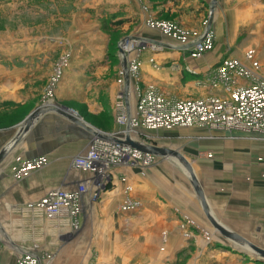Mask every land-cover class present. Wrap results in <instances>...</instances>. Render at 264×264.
<instances>
[{"label":"crops","instance_id":"0c3cea01","mask_svg":"<svg viewBox=\"0 0 264 264\" xmlns=\"http://www.w3.org/2000/svg\"><path fill=\"white\" fill-rule=\"evenodd\" d=\"M108 1V4H111L109 13L125 12L129 14V18L137 16L138 28L131 32L130 37L162 48V51L145 49L139 55L141 65L139 82L137 81V83L134 79L130 82L131 89L127 101V108L131 114L135 112L136 95L149 87L177 100L199 99L210 94H222L220 88H212L207 84L211 71L225 59L237 60L251 70V66L244 59L249 52L252 53L253 60L260 67L257 71L252 72L259 78H263L264 29L261 25L264 24V0H215L216 8L213 12L211 27L216 33L215 36L225 34L223 28L226 26L224 22L227 21L236 24L231 27V32L235 30V27L237 30L240 25L244 27L251 22H256L257 24L253 27L255 32L253 29L251 32L247 31L250 41L239 47L236 53L230 52L227 55L229 49L233 47L229 46L226 52L219 57H216L215 53L218 51H215L214 54H204L198 59L191 58L189 51L185 50L176 40L167 37L164 32L160 35L155 32L154 26H149L148 20L151 15L148 12L150 5L148 0H142V2L136 0ZM158 2L171 6L172 11L176 12L180 19H186L181 22L182 30L180 31L190 41L189 45L203 36V16L210 14L211 0H158ZM194 18L196 24L192 26L191 22ZM131 21L134 20L131 19L129 22ZM210 33L211 37L212 32L210 31ZM230 37L237 40L236 33H232ZM241 53L242 55L239 56ZM189 71L194 72L196 77L190 76ZM184 83L190 86L185 88L190 91L185 92L188 94L187 97H185V93L182 95L179 91ZM244 84L246 81L239 80V85ZM117 89L118 87H116L115 95ZM63 96L67 97L65 94ZM44 107H48V105ZM53 120L51 118L38 123L30 134L35 121L13 148L25 140L27 145L23 148L17 147L15 151L10 152V150L6 154L9 156L12 153L14 157L18 158L6 173L0 169L2 172L0 173V208H2L0 236H7L6 231L9 229L23 228L25 225H29L34 231L38 229L44 234L53 233L59 244L67 243L70 233L64 229L66 227L59 224H66L65 221H62L64 219H58L59 223L50 220L44 213L36 209L34 204L54 189L60 188L67 191L75 189L77 183L85 175L72 168V159L75 157V153L79 155L86 150L92 135L79 126L73 127L72 124L64 121L55 122ZM177 131L180 130L169 133ZM180 132L186 133L181 135L182 138H186L182 140L197 142L202 139L198 136L204 133L208 137L206 138L209 144L208 148L199 152L203 154H198L193 160L198 166L195 177H198L196 179L214 219L225 229L264 250V136L239 133L219 134L196 129ZM190 133L197 137L191 138ZM68 142L72 143L61 147ZM40 158L45 161L41 169L32 170L22 178L15 177V172L20 164ZM152 171L143 169L139 172L119 171L120 174L115 179L112 178L114 181L110 185L111 188L104 192L95 204H90L87 199L88 195H83L79 206L81 215L76 223V226H79L77 231L79 236L76 238L70 235L69 237L76 238V243H78L86 241L87 235H89L87 244H91V237L95 239V237L101 236L102 238L106 234L108 237L102 238V243L106 244L109 242L111 233L103 234L97 230L98 233L90 234L91 224L95 225L102 219L101 223H107V230L113 231L116 229L117 216L124 214L128 216L126 219L132 225H129L128 239L124 241L123 246L157 245L162 248V246H169L176 238H188L185 233L190 230L191 233L192 231L196 233L201 241L205 237H210V242H203L208 246L213 245L223 251H229L234 257L241 254L238 250L226 246L228 242L223 238L216 237V240H211V236L215 234L193 191L189 192L190 196L185 193L182 195L183 189L175 187L174 194H165L164 190L157 188L158 186H155L151 181L149 175ZM160 172L162 173V169ZM144 173L149 175L143 177ZM133 204H137L140 209L138 208L136 212L129 210L128 208ZM45 224L47 225L45 226ZM117 228H120V225H117ZM131 231L133 232L131 233ZM14 239L16 238H7V241L11 245L17 246L16 248H20L21 246L18 247V242ZM132 252L136 253L135 250ZM246 253L251 252L246 250ZM151 259L148 257L147 261ZM250 263L264 264L257 262V257L250 259Z\"/></svg>","mask_w":264,"mask_h":264},{"label":"rangeland","instance_id":"374dc122","mask_svg":"<svg viewBox=\"0 0 264 264\" xmlns=\"http://www.w3.org/2000/svg\"><path fill=\"white\" fill-rule=\"evenodd\" d=\"M136 1L142 2V0ZM108 2V0H0V150L13 139L17 126L35 110L46 105L69 110L68 114L75 115L87 127L104 135L115 133L118 130L116 128V119L119 114L117 104L118 92L121 88V83L118 81L121 70L118 44L121 40L129 38L131 32L138 28L139 20L137 16L129 18V14L125 12L109 13L111 4ZM148 2L150 4L148 12L151 15L148 23L149 26L155 27V32L162 35V29L166 24L174 26L179 31L182 30L181 22L186 19H180L177 13L172 11L171 6L162 4L158 0H148ZM212 3L213 0H211ZM215 8L214 0L213 12ZM213 12L209 27L212 32V47L205 54L210 55L218 51L215 54L219 57L226 52L229 46L233 47L229 49L227 55L230 52H238L239 47L250 41L247 31L251 32L257 23L251 22L244 27L239 24V28L237 27L236 30L235 27V30L231 32V27L236 24L227 21L224 22L226 26L223 28L225 34L215 36L216 33L211 29ZM209 15L203 16L204 31ZM131 19L134 21L129 22ZM191 23L192 26L196 24V19L194 18ZM261 26L264 29V24ZM253 30L255 32V29ZM210 31L209 34H211ZM232 33H236L237 40L230 37ZM232 39L234 40L230 42ZM241 55L242 53L239 54ZM129 57L133 60L135 53H131ZM140 71L139 63L138 73ZM116 87L118 89L115 95ZM188 87H190L188 84H182L179 89L182 95L190 92L185 89ZM79 88L81 89L77 91ZM186 93L185 97L188 95ZM64 94L67 97H64ZM51 118L55 122L64 121L72 124L73 127L76 125L55 112H48L40 116L31 128L30 134L38 123ZM5 130L6 132H3ZM183 134L186 133L177 131L166 135L157 133L150 136L153 146L180 154L189 163L196 176L198 166L193 158L195 159L198 154H203L199 152L208 148L209 144L206 141L208 137L204 133L198 136L202 139L196 142L182 140L185 138H182ZM190 137L196 138L197 136L191 134ZM71 143L68 142L61 147ZM25 145H27L26 140L17 147L23 148ZM17 147L11 149L10 152L15 151ZM76 154L75 157L79 156ZM17 158L12 153L3 158L0 162V169L3 173L10 170V166L17 161ZM175 161V157L171 156L160 160L157 165L143 169L153 170L150 175L148 173L142 175L143 177L149 175L155 186L164 190L165 194H174L178 188L183 189L182 195L185 193L188 196L189 192L193 191L191 184L185 176L186 173L182 172L181 167ZM21 166L22 164L18 166V169ZM131 170L139 172L141 168ZM119 171H126V169H114V179L120 174ZM114 179L104 184L96 201L90 200L92 190L90 194H86L90 204H95L100 200L104 192L111 188L110 185ZM0 213H2V208H0ZM80 215L74 219L62 220L67 225L59 223L58 219L53 221L66 227L64 229L70 233L69 236L77 238L79 226L77 227L76 223ZM126 217L128 216L124 214L117 216L116 229L113 231L107 230V223H101L102 219L95 225L91 224L90 234L98 233L97 230L103 234L111 233L109 242L106 244L102 243V238L108 237L106 234L102 238L101 236L95 237V239L101 238L100 240L91 237V244H87L89 235L84 242L76 243V238L68 236L67 243L59 244L53 233L44 234L38 229L34 231L29 225L5 230L7 236H0V264H24L29 257L27 255H31L37 264H253L250 263V259L256 257L253 253H246L244 248L226 244L231 249L241 252L234 257L229 251L226 252L216 246L203 243L210 242V237H205L201 241L198 235L193 231L191 233L190 230L185 233L188 238H176L169 246H162V248L157 245L123 246L124 241L128 239L130 231L128 229L131 224ZM117 225H120V228H117ZM211 230L215 234L211 236V240H216V237L222 238L213 227ZM7 238H16L14 240L18 242V247H21L16 248L17 246L11 245ZM163 249L165 250L162 251ZM134 250L136 253L132 252ZM148 257L152 259L147 261Z\"/></svg>","mask_w":264,"mask_h":264},{"label":"built area","instance_id":"2783aa9c","mask_svg":"<svg viewBox=\"0 0 264 264\" xmlns=\"http://www.w3.org/2000/svg\"><path fill=\"white\" fill-rule=\"evenodd\" d=\"M162 30L167 37L176 40L189 51V56L193 59H198L211 50L212 42L209 34L204 38L200 37L203 40L193 42L191 46L185 35L174 26L166 24ZM147 45L130 37L121 40L118 44V49L121 51V70L118 79L121 88L118 92L119 114L116 119L118 130L109 135L99 133L101 136H92L86 150L72 159V168L85 175L73 191L54 189L34 204V207L44 213L48 219L76 218L79 215L81 197L90 194L92 190L90 200L96 201L104 184L113 178L114 169H148L161 160L124 144L126 139L144 146H153L152 137L146 134L189 129L219 134L264 136V68H262V79L252 72L260 67L253 60L250 52L244 59L251 66V70L237 60L225 59L211 71L207 84L212 88H220L222 94L177 100L149 87L136 95L135 112L129 113L127 101L131 89L130 82L132 79L136 82L139 79L140 53L145 49L162 51L161 47ZM133 52L134 59L126 60ZM122 57H126L127 79L122 66ZM189 73L190 76L196 77L194 72L189 71ZM239 80L246 81V84L239 85ZM44 163L43 158L24 163L15 172V177L22 178L35 167L38 169L43 167ZM137 208L138 205L133 204L128 209ZM27 256L29 257L24 264H36L31 255Z\"/></svg>","mask_w":264,"mask_h":264},{"label":"water","instance_id":"95a60500","mask_svg":"<svg viewBox=\"0 0 264 264\" xmlns=\"http://www.w3.org/2000/svg\"><path fill=\"white\" fill-rule=\"evenodd\" d=\"M213 5H214V0L213 3L210 6V15H209V20L206 26V29L204 31L203 37L204 38L206 35L209 34L210 31V20L212 17V12H213ZM203 39H199L197 42H201ZM195 42V43H197ZM193 46V45H191ZM119 53H121V51L119 50ZM122 66H123V70L125 72V79H127V63L126 60L123 59L122 61ZM125 89L127 90V85L125 87ZM48 112H55L67 119H69L71 122H73L74 124L82 127L84 130L88 131L92 136H101L99 134V132L94 131L92 129H90L89 127H87L83 121L77 119L75 116H72L70 114H68L70 111L67 109H59V108H52V109H48V107H42L39 108L37 110H35L33 113H31L20 125H23L24 128L22 130L19 131L18 126L15 128L16 129V133L15 136L13 137V139L8 143V145L3 148L2 150H0V162L3 160V158L6 156V154L18 143V138L21 137V134H23V131L25 132L26 130H28L30 128L31 122L33 120H35L36 122L39 120L41 115H45ZM35 122V123H36ZM20 132V133H19ZM124 144L130 146L131 148L143 153V154H147V155H151V156H156L158 158H160L161 160L167 159L168 157H175V159L179 160L180 163L183 166V169L185 170V172L187 173L186 177L188 178L192 190L194 192L195 197L197 198L199 205L206 217V219L208 220V222L210 223V225L213 227V229L225 240L227 241L229 244L231 245H235L237 247H240L241 249H243L244 247H248L249 250L256 255L257 257V262H261L264 263V250L259 249L258 247L254 246L253 244L249 243L247 240L239 237L238 235L234 234L233 232H230L229 230H226L223 226H221L212 216V214L209 211V208L207 206V203L205 201L203 192L201 190V187L193 173L192 168L190 167L189 163L177 152L169 150V149H164V148H160V147H155V146H144L138 143H134L132 141H130L129 139H126ZM241 253V252H240Z\"/></svg>","mask_w":264,"mask_h":264},{"label":"bare ground","instance_id":"6f19581e","mask_svg":"<svg viewBox=\"0 0 264 264\" xmlns=\"http://www.w3.org/2000/svg\"><path fill=\"white\" fill-rule=\"evenodd\" d=\"M127 55H129V54H127ZM122 59H126V57H122ZM126 60H128V59H126ZM47 108V107H46ZM48 109H52L51 107H48ZM75 116V115H74ZM35 122V120H33L32 122H31V125H30V127L32 126V124ZM24 128V126L23 125H20L19 127H18V129H19V131L20 130H22ZM28 130H26L25 132L23 131V134H21V136H23L26 132H27ZM21 132V131H20ZM19 132V133H20ZM146 135H148V136H150V135H152V134H146ZM18 140H19V138H18ZM176 164L177 165H179L180 167H181V169L185 172V170L183 169V166H182V164L180 163V161L179 160H177L176 159ZM38 169V167H35L33 170H37ZM30 171H32V170H30ZM29 172V171H28ZM186 173V172H185ZM186 175H187V173H186ZM188 176V175H187ZM244 249L245 250H247V251H249V252H251L250 250H249V248L248 247H244ZM252 253V252H251ZM37 264V263H36Z\"/></svg>","mask_w":264,"mask_h":264}]
</instances>
